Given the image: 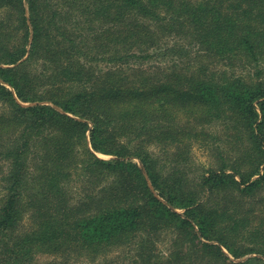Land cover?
Returning a JSON list of instances; mask_svg holds the SVG:
<instances>
[{"label": "trees", "instance_id": "16d2710c", "mask_svg": "<svg viewBox=\"0 0 264 264\" xmlns=\"http://www.w3.org/2000/svg\"><path fill=\"white\" fill-rule=\"evenodd\" d=\"M127 248L264 264V0H0V264Z\"/></svg>", "mask_w": 264, "mask_h": 264}, {"label": "rangeland", "instance_id": "374dc122", "mask_svg": "<svg viewBox=\"0 0 264 264\" xmlns=\"http://www.w3.org/2000/svg\"><path fill=\"white\" fill-rule=\"evenodd\" d=\"M157 60V61H156ZM159 60L161 59H153L152 61H150L151 63L150 64H153L154 62H159ZM167 62L171 63V60L170 59H166ZM192 155L195 159V161H198V162H206L207 161V152L198 147V146H195L192 150ZM104 156V155H102ZM105 157V156H104ZM107 157V156H106ZM184 210H181V212H183ZM168 237L163 236L161 239H159L155 245H156V248H157V252H159L160 254H163V255H168L169 252H170V248H171V243H172V240H171V236L167 235ZM226 250V249H225ZM226 252L232 256L227 250ZM128 253V254H126ZM127 255H133L132 252H130V248H127L125 250H117V251H112L110 252L108 255H107V260H105L103 263H107V264H118L119 261H121L122 259H125L126 260H129L130 256H127ZM251 255H254V254H248L246 256H243L241 258H248L249 256ZM126 256V257H125ZM234 256H232L233 258ZM236 259L235 261H238L239 258H235ZM48 260V258L46 257V255H42L40 256L39 258V264L40 263H46V261ZM245 260V259H244ZM242 261V260H241Z\"/></svg>", "mask_w": 264, "mask_h": 264}, {"label": "water", "instance_id": "95a60500", "mask_svg": "<svg viewBox=\"0 0 264 264\" xmlns=\"http://www.w3.org/2000/svg\"><path fill=\"white\" fill-rule=\"evenodd\" d=\"M102 156V155H101ZM104 157V156H103ZM106 157V156H105ZM107 157H109V156H107ZM247 258V257H246ZM245 257L244 258H239V260L238 261H241V260H244V259H246ZM233 259H234V257H233ZM234 260H236V259H234Z\"/></svg>", "mask_w": 264, "mask_h": 264}]
</instances>
